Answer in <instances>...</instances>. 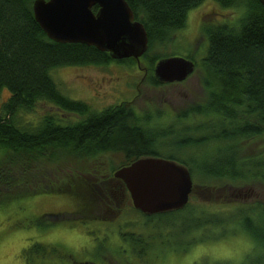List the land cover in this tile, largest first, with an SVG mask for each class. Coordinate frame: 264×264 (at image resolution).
Listing matches in <instances>:
<instances>
[{"label":"trees","instance_id":"obj_1","mask_svg":"<svg viewBox=\"0 0 264 264\" xmlns=\"http://www.w3.org/2000/svg\"><path fill=\"white\" fill-rule=\"evenodd\" d=\"M34 1L0 0V96L5 90L9 93L0 107V149L5 153L0 160V206L42 194L68 195L79 203L81 194L87 192L94 204L106 202L107 193L112 197L124 192L129 195L122 181L113 175H102L95 164L86 175H67L59 187L45 185L38 177L45 165L56 164L60 156L85 155L94 159L112 151H124L126 156L124 164L114 172L141 158H164L185 165L191 175L196 172L193 193L199 186L208 195L216 189L236 187L238 192L264 184V150L259 154L245 151L248 144L264 135V6L259 0H213L222 8H234L240 13L234 23L203 25L202 32L208 41L202 62L205 97L177 116L178 125L171 131L177 139L169 146V154H160L157 148L158 139L166 135L153 134L134 109L113 106L93 112L87 103L60 91L52 76L56 69L123 64L129 60H113L108 53L84 44L52 41L35 20ZM126 1L135 19L146 29L149 49L144 56H147L155 45L169 43L174 31L186 27L188 13L207 0ZM163 58L160 55L152 59V66ZM189 59L193 60L192 56ZM152 78L153 85H161L154 75ZM41 102L52 104L64 114L78 115L82 120L67 122L58 114H47L35 122H27L26 116L33 114ZM190 120L197 122L190 125ZM211 144L217 145L219 153L228 154H215L204 165L197 164V154H186ZM232 202L228 205L232 211L204 213L189 201L180 211L145 216L152 231L162 229L172 233L177 228L180 245L219 242L242 233L249 244L246 258H251L248 256L251 251L255 254L259 251L252 263L264 264V203ZM82 211L85 209L45 215L37 222L45 224L48 219L56 221ZM121 238L142 258L156 246V241L162 246L169 245L159 234L143 238L128 233L121 234ZM55 256L70 257L65 251L59 253L57 247L42 244L23 251L25 264H39ZM100 258L106 260L104 252ZM231 263L232 260H225L218 264Z\"/></svg>","mask_w":264,"mask_h":264},{"label":"rangeland","instance_id":"obj_2","mask_svg":"<svg viewBox=\"0 0 264 264\" xmlns=\"http://www.w3.org/2000/svg\"><path fill=\"white\" fill-rule=\"evenodd\" d=\"M239 13L237 9L222 8L213 0H207L188 13L186 27L174 31L169 43L155 45L140 62L68 66L54 70L52 76L64 95L87 103L93 112H101L121 101L134 104L136 116L153 130V134L157 137L166 135L158 139L157 148L160 154H169V146L177 139L176 135H171V131L178 125L177 116L205 97L202 62L206 57L208 41L203 35L202 27L206 23H234ZM160 55L165 58L192 56L196 70L189 79L178 85H153L152 76L157 63L152 66L151 61ZM8 97L9 93L5 90L0 96V107ZM47 114H58L67 119V122L82 120V117L64 114L46 102L38 104L34 113L26 116V120L35 122ZM193 122L197 121L190 120V125ZM153 134L150 133L151 136ZM262 150L264 135L245 147V151L252 154H259ZM173 153L181 154L177 151ZM4 154L0 149V160ZM186 154H197V164L204 165L212 161L215 154L228 152L219 153L217 145L211 144ZM125 159L124 151L107 152L94 159L85 155L60 156L56 164L45 165L38 172V177L44 180L45 185L59 187L67 175H86L91 172L94 164L99 165L102 175L112 177L114 169L124 164ZM192 179L194 183L197 182L195 171ZM234 188L236 189H216L212 194L205 195L199 186L191 195L190 205L198 210L202 209L204 213H216L232 211V206H228L232 201L264 203V184L241 188L238 192ZM84 195L81 194L82 200L79 203L68 195L42 194L0 206V264H25L23 251L35 244L54 246L59 253L65 251L70 255L68 259L61 258L60 255L39 264H86L88 261L98 264H218L225 260H232L233 264H253L252 258L259 253L251 251L248 255L251 258H246L249 244L242 233L234 237L228 236L219 242L210 241L197 246H187L186 243L180 245L177 242V228L172 233L162 229L152 231L148 218L133 209L131 198L126 192L117 197L107 193L109 198L106 202L95 204L89 200L87 192ZM94 208L97 209L95 212ZM77 209L85 211L56 221L48 219L45 224L37 222L45 215L71 214ZM128 233L143 238L159 234L169 245L162 246L156 241V246L149 249L147 256L138 257L133 253L131 244L121 238V234ZM101 252L105 253L104 262L100 258ZM71 255L78 262H74Z\"/></svg>","mask_w":264,"mask_h":264},{"label":"water","instance_id":"obj_3","mask_svg":"<svg viewBox=\"0 0 264 264\" xmlns=\"http://www.w3.org/2000/svg\"><path fill=\"white\" fill-rule=\"evenodd\" d=\"M264 6V0H259ZM98 7V12L93 11ZM36 22L49 39L61 44H84L110 55L113 60L140 62L149 49L144 25L126 0H35ZM196 70L189 58L159 60L154 76L159 83H182ZM135 210L147 216L184 209L193 194L190 170L164 158H141L116 170Z\"/></svg>","mask_w":264,"mask_h":264},{"label":"flooded vegetation","instance_id":"obj_4","mask_svg":"<svg viewBox=\"0 0 264 264\" xmlns=\"http://www.w3.org/2000/svg\"><path fill=\"white\" fill-rule=\"evenodd\" d=\"M98 7H94L93 8V11L95 12V13H97L98 12ZM144 57V56H143ZM143 57H141V58H143ZM126 60H129V61H137V60H135V59H126ZM141 60V59H140ZM121 61H124V60H121ZM138 62V61H137ZM106 66V65H105ZM197 67V66H196ZM155 77V76H154ZM190 78V77H189ZM188 78V79H189ZM185 82V81H184ZM183 83V82H182ZM161 85H169V84H162V83H160ZM178 84H180V83H170V85H178ZM128 102V101H127ZM125 103V102H123V101H121V102H119L118 104H116V105H113V106H117V107H120V108H122V107H126V108H132V109H134V104H130V103ZM113 106H111V107H113ZM108 108H110V107H108ZM108 108H104L103 110H101V112L102 111H104V110H106V109H108ZM100 112V111H99ZM105 259V258H104ZM116 263H118L117 261H116ZM86 264H89V263H86Z\"/></svg>","mask_w":264,"mask_h":264}]
</instances>
